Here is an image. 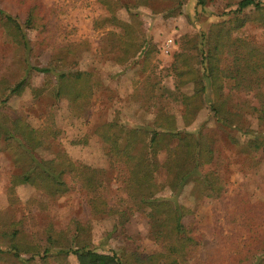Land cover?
I'll return each mask as SVG.
<instances>
[{
	"label": "rangeland",
	"instance_id": "obj_1",
	"mask_svg": "<svg viewBox=\"0 0 264 264\" xmlns=\"http://www.w3.org/2000/svg\"><path fill=\"white\" fill-rule=\"evenodd\" d=\"M238 1L204 0V4L199 5L197 0H151L156 12L141 5L135 17L123 6H118L115 15L137 28L148 29L156 44V52L144 71L140 60L130 65L114 60L110 50L113 37L109 32L117 28L106 23L108 12L98 0H0L2 8L21 20L36 3L42 21L47 22L44 35L50 40V46L38 56L30 57L31 64L43 65L53 58L58 65L64 63V67L74 58L78 68L89 72L91 79L98 82L87 99L77 102L68 98L55 99L49 91L34 96L30 87L43 85L45 77L32 70L28 78L30 87L11 96L7 100V110L35 129H50L51 124L57 133L34 151L35 157L48 159L64 153L72 160L97 169L101 177V185L95 191L78 186L60 196H50L31 184H15L14 177L23 169L24 159L18 165L11 149H1L0 231L8 230L9 233L16 226L17 238L43 247L47 232L65 229L70 220L75 219L84 224V230L71 239L72 246L80 240L99 252H117L127 264H151L145 257L163 251L162 244L150 236L147 209H137L127 200L124 183L110 167L94 128L111 120L128 127L149 124L153 109L142 105L143 82L148 78L173 88L174 80L168 67L182 37L206 31L220 14L234 10ZM261 1L264 4V0ZM250 10L247 8L245 12ZM28 35L33 40L38 38L35 29ZM237 35L264 45V26L256 23L245 24ZM165 47L169 48L167 52ZM23 53L7 36L0 19V79L15 82L24 74ZM181 90L190 93L192 84H186ZM248 99L251 100L250 96ZM165 102V109L174 114L177 126L181 127L179 105L170 100ZM209 104L206 100L184 130L196 133L204 129L213 137L214 161L225 192L218 198L204 197L193 182L177 192V203L193 211L202 234L201 244L192 248L185 264H229L232 253L249 243L251 235L264 238V161L257 162L251 153L230 140L231 136L244 143L247 133L217 123ZM243 114V126L258 133L260 125L255 114ZM156 158L162 163L166 159L165 151L158 152ZM153 174L157 183H164L167 178L162 166ZM96 192L111 210L117 211L93 214L88 199ZM157 194L170 196L171 191L164 187ZM6 240L0 241V264H17L8 252L9 240ZM52 251L46 259L34 256L29 264H77L74 255L59 252V247L53 246Z\"/></svg>",
	"mask_w": 264,
	"mask_h": 264
},
{
	"label": "trees",
	"instance_id": "obj_2",
	"mask_svg": "<svg viewBox=\"0 0 264 264\" xmlns=\"http://www.w3.org/2000/svg\"><path fill=\"white\" fill-rule=\"evenodd\" d=\"M98 1L108 12L106 23L117 28L109 32L113 37L110 50L114 60L122 65L138 64L140 60L144 70L156 52V44L148 29L120 20L115 10L121 5L135 17L138 7L143 5L156 12L151 0ZM197 4L203 5L204 0H197ZM37 8L36 3L28 8L26 17L21 20L0 6L3 29L22 48L25 64L24 74L17 81L0 79V150L11 149L18 165L24 159L23 169L14 177L15 184H31L50 196H60L78 186L95 191L101 185L97 169L72 160L64 153L48 159L34 156V151L43 147L49 136H56L51 124L50 129H35L7 110V100L30 87L28 78L32 70L45 77L43 85L30 87L34 96L49 91L55 99L68 98L77 102L87 99L98 84L89 72L78 68L74 58L64 67V63L58 65L53 58L43 65L30 63V57L38 56L50 46V40L44 35L47 22L42 21ZM247 8H251L248 13L245 12ZM218 17L206 31L182 37L168 67L174 80L173 88L148 78L143 82L142 105L153 109L149 124L128 127L111 120L94 128L110 167L124 183L127 200L137 209H147L150 236L162 244L163 251L145 257L151 264H185L192 248L202 242L193 211L175 199L184 185L193 182L202 196L208 198H218L225 192L214 161L213 137L204 129L196 133L184 130L206 100L210 102L217 123L247 133L244 143L231 136L230 140L251 153L257 162L264 161V45L237 35L247 23L264 26V4L261 0H239L234 10ZM32 29L37 31L35 40L28 35ZM188 83L192 84L190 93L181 90ZM168 100L179 105L181 127L177 126L174 114L165 109ZM245 112L255 114L260 125L258 133L243 126ZM160 151L166 154L162 163L156 158ZM159 166L167 173L164 183H157L154 178L153 173ZM164 187L171 191L170 196L157 194ZM88 204L93 214L117 211L111 210L97 192L88 199ZM83 226L71 219L65 229L50 230L43 247L17 238L16 226L9 233L1 230L0 241L9 240L7 249L17 264H29L34 256L46 259L53 252V246L59 247V252L65 255H74L77 264H127L115 251L99 252L80 240L72 246L71 239L84 230ZM22 254L27 257L23 258ZM229 264H264V238L251 235L249 243L232 253Z\"/></svg>",
	"mask_w": 264,
	"mask_h": 264
},
{
	"label": "built area",
	"instance_id": "obj_3",
	"mask_svg": "<svg viewBox=\"0 0 264 264\" xmlns=\"http://www.w3.org/2000/svg\"><path fill=\"white\" fill-rule=\"evenodd\" d=\"M168 46H169V45H168ZM165 48H166V47H165ZM165 48H164V49H165ZM165 50H166V52H167V51L169 50V48H166Z\"/></svg>",
	"mask_w": 264,
	"mask_h": 264
}]
</instances>
